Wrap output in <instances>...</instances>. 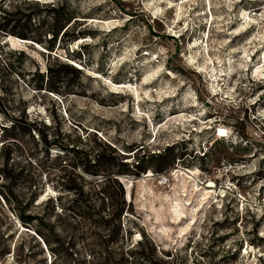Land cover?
Wrapping results in <instances>:
<instances>
[{"label":"rangeland","instance_id":"374dc122","mask_svg":"<svg viewBox=\"0 0 264 264\" xmlns=\"http://www.w3.org/2000/svg\"><path fill=\"white\" fill-rule=\"evenodd\" d=\"M0 264H264V0H0Z\"/></svg>","mask_w":264,"mask_h":264},{"label":"bare ground","instance_id":"6f19581e","mask_svg":"<svg viewBox=\"0 0 264 264\" xmlns=\"http://www.w3.org/2000/svg\"><path fill=\"white\" fill-rule=\"evenodd\" d=\"M21 40H23V41H27V40H25V39H21ZM81 40H83V38H81ZM147 79V78H146ZM150 79V78H149ZM215 79H217V77H215ZM217 81V80H216ZM149 82H151V80H145V83H149ZM124 87H125V85H123ZM187 121V120H186ZM215 182H213V181H210L209 182V184H208V187H212V186H214L215 184H214ZM128 193H129V190H128ZM128 197H129V195H128ZM249 248H251V246L250 245H246V247H245V252L246 251H248V249Z\"/></svg>","mask_w":264,"mask_h":264},{"label":"trees","instance_id":"16d2710c","mask_svg":"<svg viewBox=\"0 0 264 264\" xmlns=\"http://www.w3.org/2000/svg\"><path fill=\"white\" fill-rule=\"evenodd\" d=\"M122 204H125V200H122V203H121V205L120 204H118V207H119V205H120V207L118 208V209H120L121 207H122ZM28 217V219L30 220H32L33 219V216H27Z\"/></svg>","mask_w":264,"mask_h":264}]
</instances>
